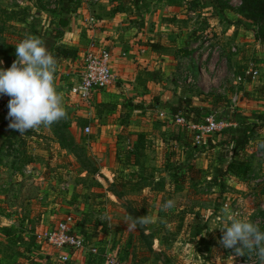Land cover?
Instances as JSON below:
<instances>
[{
	"label": "rangeland",
	"instance_id": "rangeland-1",
	"mask_svg": "<svg viewBox=\"0 0 264 264\" xmlns=\"http://www.w3.org/2000/svg\"><path fill=\"white\" fill-rule=\"evenodd\" d=\"M66 1L0 0V57L4 59V68L2 63L0 68L7 70L16 60L15 46L19 40L32 35L39 37L46 45L50 40L44 33L59 26L61 19H68L71 23L72 14L81 4L86 3L90 13L93 12V3L72 0L71 10L76 9L68 14L63 13ZM152 1L156 5H166L164 1L167 0ZM169 1L176 3L182 9L180 11H185L182 16L186 14L180 20L179 31L169 35L170 39L176 36L174 43L182 44V48H167L178 58L177 63L181 68L179 78L176 79L179 84L174 86L182 90L192 88V94L196 93L194 103L204 109L203 117L213 114L228 126L204 138L199 144L194 142L189 131L180 128L188 142L175 148L170 139V135L176 134L175 127L173 123H164L168 120L158 115L162 110L160 99L151 98L150 106L153 110L147 113L150 122L143 127L149 138L141 141L143 146H139L137 152L140 154L139 160L130 167L126 155H122L126 154V144L116 141L114 130L109 127L104 129L107 137L102 139L104 134L100 127L104 125L98 126L96 123L97 118L108 120L111 127L113 115L117 117L120 110L122 114L125 101L119 102L115 98L107 97L106 101L100 100L91 105V108L76 107L68 93L73 76H65L69 62L56 58L54 83L57 92L62 94L67 117L50 127H40L23 135L18 133L7 138L4 145L0 144V148L4 147L17 158H3L5 167L13 171L5 179L11 180L9 186H15L10 190L7 186L5 191L8 192V197L13 196L15 199L11 203L16 205H10L15 211L10 209V213H16V217L8 221L0 219V241L2 233L12 225L18 227L15 229H19L20 233V236L8 234L15 243L12 245V252L16 254L15 261L18 263L4 262L3 259L7 260L9 254L5 253L6 249L0 248V264H74L72 256L68 261L61 262L59 252L55 251L57 249L40 240L68 214L75 221L73 234L91 237L97 225L101 233L116 232L126 242L134 241L132 245L136 259L139 262L143 259L144 263L161 262L158 259V249L154 252L147 246L146 241L151 243L152 236L158 239L161 234H169L170 240H173L176 232L191 225L190 230L200 232L207 228L209 233L220 240L221 226H224L221 206L224 203L231 206L238 202L237 199L241 202L247 201V206L243 204L245 211L252 207L250 213L262 218L263 225L260 229L264 231V212L260 210L264 198V148L259 147L264 142V43L254 38L256 25L237 14L240 0H222L228 5L224 13L215 9L213 0ZM11 7L15 8L20 18L8 17L6 10ZM167 19L169 24L173 23L172 17ZM57 30L60 34L56 31L59 36L56 44L68 39L69 42L73 41V37L69 38V34H73L70 30ZM67 32L69 34L65 35ZM80 43L83 47L86 44L81 40ZM249 70L257 71V77L251 79L246 76L242 82H238L237 78ZM120 98L125 99L124 96ZM185 98L187 97L181 99ZM9 99L6 95L0 96V108H8ZM131 112L133 111L128 110L123 119L127 120L128 113ZM121 117L120 115L119 120ZM87 126L90 127L89 133L85 132ZM169 127H172L168 131L169 137L167 135L162 138ZM6 128L5 125V130L10 132L9 127ZM242 135L246 138L244 150H236L234 140ZM170 148L173 149L172 154H169ZM116 152L121 153L120 158L116 156ZM36 162L44 164V170L39 173L44 177L51 174L47 193L42 191L41 182L36 180L37 175L29 173ZM181 173L184 176H180ZM179 177H184V181L209 180L217 184L212 188L204 185L197 189V194L189 192L191 188L188 186L175 189L172 193L166 192L165 198L160 200H173L174 207L167 210L168 215L163 211L160 214L162 216L159 215V202L142 204L138 199L141 193L133 185H141V182L136 181L178 180L181 179ZM111 180L114 184H111ZM221 182H224L223 190L217 187ZM2 190L0 185V192ZM155 190L158 189L145 187L144 192L155 194ZM43 193L44 197L39 198ZM194 195L197 197L193 198ZM135 197L137 199L133 201L132 198ZM30 199L34 201H28L30 203L25 206L26 200ZM24 211L27 213L24 214ZM146 215L152 218L146 228L139 225L135 229L127 227L131 223L129 217ZM250 215L247 214L246 218L252 221L254 217ZM216 216H219V221ZM144 230L150 233L147 239L142 238ZM33 232L38 234L33 235ZM22 233L26 235V241L23 240ZM93 243V247L98 250L97 242ZM178 244L177 247H182L180 250L171 248L167 251V255L177 264H237L242 259V256L235 255L233 249H226L220 243L206 241L204 238H199L192 249L186 247L184 240H179ZM33 247L38 251L33 250ZM38 252L41 254H37ZM73 252L71 250L70 253ZM132 254L122 252V259L118 260L127 263L126 258H133ZM230 256L234 257L233 261Z\"/></svg>",
	"mask_w": 264,
	"mask_h": 264
},
{
	"label": "crops",
	"instance_id": "crops-1",
	"mask_svg": "<svg viewBox=\"0 0 264 264\" xmlns=\"http://www.w3.org/2000/svg\"><path fill=\"white\" fill-rule=\"evenodd\" d=\"M125 1L127 0H100L99 2L92 4L94 13L91 11V14H93L97 20V24L95 25V27H89L86 24L85 20L87 14L90 13V8L88 9L86 7V3L81 4L72 14V22L70 23V20L66 19L67 25L66 27L62 28L64 30H70V32L73 33H64L65 35L69 34V38L73 37V41L69 42V39L64 40L59 42V45L74 48L78 51V55L75 61L68 63V71L65 73V76H67L68 74V78L69 76L72 77L78 71L83 54L89 47L90 43L93 42L94 47L97 49L102 48L110 52V65L115 75L116 81L113 86L107 88L106 90L93 93L89 108H91V105L98 103L100 100L106 101L109 97L115 98L119 100V102L125 101L123 103L124 111L122 112V114L120 110L117 117H115L116 115H113L114 119L113 121H111V124L113 123L111 127L108 125V120L103 121L104 119L97 118L96 123L99 124L98 126L104 125L100 127V129H103L102 133L104 134L102 139L107 137V131H105L104 129H107L109 127L113 128L114 130L113 134L115 140L118 142L122 141L126 144V154L122 153V155H126V157H128V166L131 167L133 162L137 163V161L139 160L140 154H138L137 152L140 149L139 146H143V143L141 141L144 138H149L148 134L144 133L146 132V130L143 129V127H146L150 122V119H147V113L153 110V107L150 106L151 98L153 99L154 97H158L160 99V104H158L162 106V110L158 112V115L160 116V118L162 116L164 120H168L164 121V123H173V126L175 127L174 131L176 132V134L170 135L171 137L176 136V138L180 139L177 140V142L175 141L178 144L173 142V146H175V148H177L179 144H187L188 139L187 137H185L184 132H182L180 128L185 130L187 129L182 127L181 125H177V123L172 118L173 114L171 113L170 108L172 106H177L178 100L184 97H189L193 106L199 107V105L194 103V97L196 93L192 94V92H194L192 88L187 87L186 90H182L180 87L174 86L176 83L179 84V81H176V79L179 78L181 68H179V65L177 63L178 58H176L174 54H171L167 49L168 47H173L174 49L182 48V44L180 42H173L176 36L170 39L169 35H172L179 31L178 26L181 23L180 20L186 15L185 14L184 16H182L181 14H184L185 11H180L182 9L178 8L176 3L170 2L169 0L164 1L166 5L161 3H158V5H156L155 1L152 0H129L127 1V3ZM2 9L5 8L2 7ZM12 10H15V8L11 7V9L6 10L8 12V15H10ZM168 17L173 18V23L169 24V21L167 19ZM80 40L86 43L84 47L81 45ZM19 41L21 42V40ZM0 61H2L3 64L4 61L2 57H0ZM2 67L4 68V64ZM173 76H175V78H173ZM122 96H124L125 99L121 100L120 97ZM117 107L119 109H123L120 106ZM128 110H132L133 112L128 113L129 117H127V120H125L126 118L123 119V116L127 115ZM8 111V108H0V144L3 145L5 143V140L9 138L10 135L9 131L5 130V125L9 123V120L7 119ZM120 115L122 117L119 120ZM145 115L146 118H144ZM171 129L172 127H169V129L165 131V135L162 136V138H166V136L168 135V131H170ZM115 154L118 158H120L121 153L116 152ZM12 156L13 158L15 157L14 155L9 154L4 149V147L0 148V185H2L3 189L0 192V219H5V221L16 217V213H10V209L15 211L10 206L16 205L11 203L13 200L15 201V199L13 198V196L8 197V192L5 191L7 186L9 187V190L10 188H13L15 186V184L9 186L11 180L5 179L7 176H11L13 171L11 168L7 169L4 165L5 162L3 161V158L5 160H8L11 159ZM20 156L21 155H19V157ZM13 160H17V158L15 157V159ZM43 166L44 164H39L36 162V164H33V166L31 167L33 168V170H29V173L32 175H37L36 180H38V182H41L42 191L45 190V192L47 193V185L50 183L49 179L51 178L49 176L51 174L48 173L44 177L43 174L39 173L40 171H42ZM127 182L130 183V181ZM136 182H141L139 183L141 185L133 184L139 189V191L137 192L141 193L138 199L141 200L142 204L145 205H148V202L152 203L158 201L160 205H158L159 215L163 211H165L166 214L168 213L167 210H163V203L165 202L161 201L165 198L166 192L172 193L175 189H182L183 187L185 188L188 186L191 188L189 192L197 194V189L203 188L204 185H208L212 188L213 185L217 184L209 180H143ZM111 184H114L112 180ZM62 186L63 185H61V187ZM145 187L156 188L158 190L154 191L155 194H151V192L149 191L145 193ZM217 187H219V185ZM166 188L169 189L165 191ZM200 192L203 193L201 190ZM178 193H180V191H178ZM42 197H44V193L41 194L39 198ZM194 197H197V195H194L193 198ZM160 198L162 199L160 200ZM136 199L137 197L132 198L133 201H135ZM28 201L34 200H26L24 204L25 206L30 203ZM237 201L239 202L241 207H244L243 204L247 206L246 200L243 201L244 203L238 199ZM254 203L255 201L253 200L252 205H254ZM251 210H253L252 207L250 210H246L247 214H251V217H255V215L250 213ZM26 213L27 211H24V214ZM246 217L247 216L243 218ZM190 227L191 225H189L187 229H182L176 232L173 236L175 237L173 240H170L169 234H161L158 236V239L155 236H152L151 243H148L145 240L147 246L151 248L152 251L158 249L157 253H160V255H158V259L161 260L162 263H144L143 259L140 260L142 262L137 261L138 259H136V254H134L136 252H134V246L132 245L134 241L132 243L130 241L126 242V240L122 238L123 236L117 234L116 232L101 233L98 225L96 226V231L91 237L89 236L85 238L82 236L87 244L84 249L74 251L73 253H70L71 250L69 249L55 251L59 252L58 257L67 255L70 258V256H72V260H75V262H73L74 264H87V260L89 257L98 256L100 253H102V260L99 264H105L104 255L110 254L116 258L122 259V252H125V254L130 252L133 253V258H126L128 260L126 264H177L169 255H167V251L171 248H173L174 250H180L182 247H177L179 246V240H184V242L186 243V247H191V249L197 245V240L199 238H204V240L206 241H216L218 243L221 240L217 239V236H213L211 233H209V231L206 230L207 228H203V230L199 232L190 230ZM221 227L223 228V225ZM15 228L18 227L12 225L10 229H6L5 232H3L1 235L2 238L0 241V248L6 249L5 253L9 254L7 260L3 259L4 262L6 261L8 263H18L17 261H15L16 254L14 255V252H12V245H14L15 243L13 240L11 241L9 237V235L11 234H18L17 236H20V233L18 231L19 229ZM146 232L148 233V231L146 230L142 232V238H148L150 233L147 234ZM34 234L37 235L38 233L33 232V235ZM220 234L222 238V230L220 231ZM25 236L26 235L22 233L24 241L27 240ZM213 237L216 239H214ZM128 238L131 239L130 236ZM195 238L197 240H195ZM29 239L33 241V238L29 237ZM93 242H97L99 246L98 250L95 249V252L90 251V248L94 246ZM29 245H31V243ZM34 249L35 251H38L37 248L33 247V250ZM37 254L41 253L38 252Z\"/></svg>",
	"mask_w": 264,
	"mask_h": 264
},
{
	"label": "clouds",
	"instance_id": "clouds-1",
	"mask_svg": "<svg viewBox=\"0 0 264 264\" xmlns=\"http://www.w3.org/2000/svg\"><path fill=\"white\" fill-rule=\"evenodd\" d=\"M16 60L7 70L0 68V96L10 97L7 119L9 129L21 135L40 127H50L67 117L63 97L55 88L56 58L47 50L44 42L28 35L16 46ZM2 63V61H0ZM264 148V142L259 144ZM174 207V201L163 204V210ZM223 232L219 243L226 249H233L236 256L255 257L258 264H264V231L258 224L228 208L222 210ZM128 228L137 225L146 228L150 215L129 217ZM232 261L233 256H230Z\"/></svg>",
	"mask_w": 264,
	"mask_h": 264
},
{
	"label": "built area",
	"instance_id": "built-area-1",
	"mask_svg": "<svg viewBox=\"0 0 264 264\" xmlns=\"http://www.w3.org/2000/svg\"><path fill=\"white\" fill-rule=\"evenodd\" d=\"M85 2L97 3L100 0H84ZM241 2L239 1L238 6ZM89 27H95L97 20L95 16L88 13L85 20ZM111 55L110 52L102 49L95 48L94 43H90L87 50L84 52L78 71L73 75L72 82L68 88L69 96L73 99L76 107H90L91 97L93 93L106 90L114 85L116 79L111 69ZM257 71L249 70L237 78L238 82H242L245 77L255 79ZM173 120L182 127L186 128L192 133L195 143H200L204 138L210 137L217 131L224 129L228 125L225 121L218 120L215 115L207 114L202 122L189 124L181 116L172 115ZM85 132H90V127H85ZM228 208L233 212L239 214L240 218L247 216V212L238 202H234L231 206L227 203L221 206V209ZM260 210L264 212V198L260 205ZM216 220H220L216 216ZM252 222L260 226L263 225L262 218L255 216ZM75 224L72 215H66L61 221L57 222L53 229L47 233L43 240L48 245H51L57 250L69 249L78 251L84 249L87 244L85 239L81 236L73 234V226ZM223 235V232H222ZM91 252H95V248H90ZM67 255L60 256L61 262L68 261ZM105 264H126V262L118 260L113 255H104ZM258 263L255 257L250 258L248 255L242 256V259L237 264H256Z\"/></svg>",
	"mask_w": 264,
	"mask_h": 264
},
{
	"label": "trees",
	"instance_id": "trees-1",
	"mask_svg": "<svg viewBox=\"0 0 264 264\" xmlns=\"http://www.w3.org/2000/svg\"><path fill=\"white\" fill-rule=\"evenodd\" d=\"M66 5L64 8L63 13H67L74 11L76 8L71 10L72 0H67ZM215 9L219 11V13H224L228 9V5L223 2L222 0H213ZM241 4L236 9V12L238 15H240L242 18L254 23L256 25V30L254 31V38L257 39L259 42L264 43V0H240ZM22 11H25L24 9H21ZM24 14V13H23ZM18 13L16 10H12L10 15H8L9 18L17 17ZM23 20L24 18L21 17ZM36 20V18H35ZM67 25V20H59V26L52 27L51 29H48L44 35L48 38L47 44L45 47L47 50L55 57L59 58L62 61H68L73 62L77 58L78 51L77 49L65 47L59 44H56V40L59 38L58 34L56 35V31L59 28H64ZM59 33V32H58ZM60 34V33H59ZM1 52V51H0ZM4 60V59H3ZM184 104V105H182ZM182 105V106H181ZM9 110V109H8ZM201 107H196L191 104V99L189 97L185 99H179L177 106H172L170 108L171 113L175 116H181L183 117L187 123L193 124V123H200L203 120V111ZM10 123V121H8ZM9 123L6 125L8 128ZM19 132L10 129L9 132V138L14 137ZM170 139L173 142H177V140H180L176 138V136L170 137ZM175 142V143H176ZM235 142V148L236 150H244V146L246 143V138L244 135L236 138L234 140ZM178 144V143H176ZM174 145V144H173ZM173 153V149L170 148L169 154ZM128 161V157H125ZM180 176H184L183 173H181ZM181 179L175 180V181H184V177H179ZM224 182L219 184V187L223 190L224 188ZM100 253L98 256L95 257H89L87 260V264H99L101 263L102 257Z\"/></svg>",
	"mask_w": 264,
	"mask_h": 264
}]
</instances>
